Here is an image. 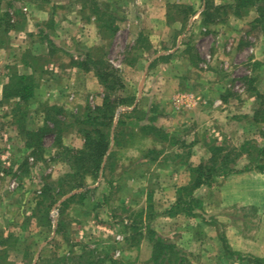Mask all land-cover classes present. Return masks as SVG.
I'll use <instances>...</instances> for the list:
<instances>
[{
    "label": "rangeland",
    "instance_id": "rangeland-1",
    "mask_svg": "<svg viewBox=\"0 0 264 264\" xmlns=\"http://www.w3.org/2000/svg\"><path fill=\"white\" fill-rule=\"evenodd\" d=\"M97 1L108 13L107 19L110 21L114 20L115 25L119 29L117 34L111 39H103L99 35L97 23L92 15L91 4H85L84 0H50L49 2L46 0H0V203H3V208H5L6 201L7 204L14 202L15 205H18L16 209L18 210L16 213L18 217L16 219H14V214L11 217L5 213V210H0V213L2 212L3 214L2 218L8 222L6 225H4V222L0 226V235H13L12 240L7 244V248L10 251L5 264H29L30 262L34 264L37 260L38 252L43 245L45 248L41 252L42 258L37 261V264H79L76 256L86 251L94 252L95 258H99L106 262L105 264H109L111 259H115L114 249L117 245L113 241L112 234L104 231L102 227L110 228L112 227V222L116 221L128 222L126 225L127 231L125 225L120 230L125 235L127 232L131 237L135 235L131 227L138 226L141 228L140 232H142L143 238L137 237L136 239L138 241L140 239V242L146 239V246L148 248L152 247L148 245H151L149 241L151 235L147 226L152 228L154 225L153 223H151V226L149 224L146 225L149 222L146 221L150 217L152 220L155 219L157 214L155 207L156 193L150 194L149 192L144 194L143 200L139 203V208L137 209L117 205V191L123 187L120 183L121 176L125 179L127 177L124 175L132 172L137 173L138 170V167L134 164L128 165L123 163L121 166V162L118 161L120 156L118 151L113 160L115 170L108 173L105 181H103V187L104 189L108 188V193L100 197L99 204L103 206L95 212L93 219L88 221L87 218L71 210L70 213L66 212L63 217L59 215L55 224H58L61 234L50 239L51 229L45 226V221H43L45 213L42 212L44 210L39 214L35 212L43 187L50 185L56 190V195L59 190L58 180L71 170L59 158V151L55 146L54 135L45 137L44 154L42 156H33L32 152L25 148L26 139L21 128L28 130L41 128L45 123L46 112L51 106L64 110L61 116L66 119V126H70L69 124L74 122L76 115L81 114L87 108H95L101 103L104 89L99 80L94 72L86 71L78 63L87 62L86 60H88L89 55H92L94 59L102 58L107 60L120 72L125 83V89L118 92L120 96L129 97L130 94L140 93L141 91L144 94H151V91L148 92L141 89V83L144 82L142 78L143 73L146 71L144 70L145 68L139 63L138 70L133 71L123 64L124 61L127 64H134L137 60L139 62L144 61L149 55V53H144V50L139 51L135 49L138 45V43L133 42L136 32L134 28L129 30L128 27H124L123 23L127 18H134L133 16L137 15L138 12L148 16L151 10H153L155 0ZM214 1L215 4L227 7V15L225 14L226 10L223 11L222 15L225 18L224 21L228 22L231 18L229 14H232V10L228 7L235 4V0ZM258 5L264 6V0H259ZM253 10L251 9V11ZM251 11L246 15V18L251 17L254 20L258 12L252 14L250 13ZM173 12L174 14H178L177 10ZM182 18L179 15L176 18L177 21L171 22L175 30L171 41L173 38L175 39L174 42L179 39V30L183 25ZM148 20L151 19L148 18ZM249 28L248 31L250 30L251 34L261 37L264 31V24L253 25V27ZM246 29L244 27V32H247L245 31ZM237 35L234 34L235 40L238 43V47L235 50V58H238L237 61L241 63L245 59V55L242 57V54L251 42L245 40V37L242 35ZM139 39L140 37L137 41L145 49L147 43L142 38ZM190 40H194V38ZM51 42L56 44V49L51 48ZM254 42L252 41V43ZM26 64L28 68L25 66ZM193 69L185 70V76L189 82H185L184 85H189L188 90L197 93L195 89L198 90L203 85L196 86L195 80L192 81L189 78V76L198 75L197 71ZM250 70L253 72L251 77L247 79L245 74L246 69L244 70L242 67L233 65L227 72L224 67L220 68V65H218L215 70L217 74V81L215 83H223L225 77V79H230L234 86L245 87L250 95L256 92L264 93V70L258 62L252 63ZM31 72L35 74L36 96L28 107L25 106L23 108L24 114L20 111L19 115V107L17 108L15 104L16 100H5L4 87L10 82L12 83L10 81L12 79L11 76ZM161 72L160 68L152 70V76L153 74L156 76L150 79L148 90H154L161 84L160 81H157V75H160ZM152 82H154V86ZM226 82H229V80H226ZM175 85L171 84L170 89L174 88ZM159 90L161 89H157L156 91ZM228 94V98L235 103H245L242 96L233 90L229 91ZM73 95H76L74 101L72 100ZM170 98L168 100H171ZM153 100L155 99L151 95L150 97L144 96L141 104L146 107L156 106L159 111L151 116H160L161 112H163L161 108L162 103L158 101L153 102ZM246 102L248 103V101ZM128 108L124 106L119 109L115 121L116 125L121 114L128 111ZM137 116L140 117L142 114H138ZM242 116L244 115L237 113L234 115V118H238L239 123H245V118L241 119ZM164 117V119H159L158 123L167 125V122L168 124L170 122V125H167V127L164 125L165 127H163L170 135V139L168 143L159 145V148L162 149L152 151L150 153L151 157L156 159L163 151L169 161L172 162L175 158L174 162L178 161V159L185 162L193 154L192 147L188 142L197 137L194 134L195 128H192L193 125L190 123L177 125L178 123L176 124L175 122L174 125V120L170 115L164 114ZM122 119L126 122V126H122L116 129V131L114 128V132L122 143V149L129 148L127 152L133 151L137 153L136 149L132 150L135 146L131 147L129 141L131 137L141 135V133L137 128H130L128 124L132 122L131 118L124 116ZM77 129L78 127L66 129L67 131L63 139V143L66 146L70 148L83 147L84 138L79 134ZM206 142H208L207 150L209 152L212 145H217L210 143L207 139ZM247 142H252L258 148H264V124L250 126V128H246V132L244 133L239 130L236 133L233 132V137L219 146H236L237 148H241ZM251 151L254 153L255 158L260 157L259 150L252 149ZM248 164L249 158L244 156L239 160L237 169L243 170ZM117 168H119L118 173H115ZM140 168L142 169V167ZM16 169L18 170L16 172L17 175L14 176ZM127 170L128 172H126ZM251 172L260 173L256 170ZM11 177L13 182L17 180L14 188H11L12 181L9 180ZM127 181L131 183L129 179ZM129 183L127 184L129 185ZM10 190L15 191L11 192ZM127 195V200H130L131 196L135 198V194L127 193ZM147 197L152 198L149 200V205L150 201L153 205L152 210H146L142 207L146 206ZM59 204L60 202L54 206L52 212H55L54 210L57 207L60 210ZM143 211H145V214H142ZM52 212L51 219L55 222L54 216L57 217L58 213H53V216ZM60 217L61 222L59 221ZM8 220L15 221L11 224V221ZM46 239L48 240L46 241ZM45 241L46 245L43 244ZM130 243H136L135 239Z\"/></svg>",
    "mask_w": 264,
    "mask_h": 264
},
{
    "label": "crops",
    "instance_id": "crops-1",
    "mask_svg": "<svg viewBox=\"0 0 264 264\" xmlns=\"http://www.w3.org/2000/svg\"><path fill=\"white\" fill-rule=\"evenodd\" d=\"M174 4L192 6L194 13L181 26L179 39L174 42L175 39L173 38L172 42L171 38L175 30L169 21V6ZM205 7L206 0H155L153 10L148 16L138 12L137 15L133 16L134 18H127L123 23V26L128 27L129 30L134 28L136 36L133 42L137 43V39L143 34L153 47L144 61L139 62L137 60L134 64H127L125 61L123 63L124 66L133 71L138 70L140 63L146 70L143 73L142 80L144 82L141 83V89L151 91V94H144L142 91L134 93L136 95L135 105L128 110L132 111L139 106V109L148 114L147 121L143 122L142 125L151 124L148 118L152 114L155 115L159 110L156 106L146 107L141 104L144 96L150 97L151 95L155 99L153 102L162 103V114L155 116L157 127H165L166 124L161 125L158 120L164 119V114H166L174 120V125L175 122L178 123L177 125L192 124V128H195L194 134L197 137L188 142L192 147L193 154L185 162L181 159L174 162L175 158L171 162L168 157H165L166 154L163 151L158 158H152L150 153L155 149H162L159 148V145L164 144L152 136L141 134L130 138L129 145L135 146L132 150L136 149L137 153L127 152L129 148H116L120 153L118 161L121 162V166L126 163L138 167L137 173L126 174L124 175L127 177L125 179L121 176L120 183L123 187L117 191V205L137 209L144 194L155 192L157 214L152 221H146L148 222L146 225L151 226L153 223L152 228L158 236L175 244L187 256L189 264H264V173L242 172L220 177L213 186H204L195 192V196L202 201L203 206L195 212L193 217L183 213L177 215L170 213L177 201L178 189L190 181V168L200 165L211 157L209 150H207L208 142L206 139L210 143L220 145L231 139L233 132L236 133L239 130L244 133L246 128L258 126L253 120L257 106L256 98L250 95L245 87L236 84L234 86L230 79H225V77L223 83H215L217 81L215 70L218 65L220 68L224 67L227 72L233 65L242 67L244 70L246 69L247 79L251 77L253 72L250 70L252 63L258 62L264 70V31L261 37L251 34L250 30L248 31L249 27H253L258 15L253 20L251 17L246 18V15L239 18L232 13L229 14L231 18L228 22L221 21L207 25L203 19ZM253 9V11L250 10V13L258 12L256 8ZM244 27L247 28L245 30L247 32H244ZM234 34L242 35L245 40L251 42V44L247 42L249 46L242 54V57L245 55V59L241 63L237 61L238 58H235L238 43ZM191 38L194 40H190ZM253 40L254 43H252ZM189 43L192 44L197 54L194 62L187 54ZM154 68H160L162 71L160 75H157V81H160L161 84L154 90H148L150 79L156 76L155 74L152 76ZM191 68H194L193 70L197 71L198 75L189 76V78L192 81L195 80L196 86L203 85L198 90L195 89L197 93L189 91V85H184L185 82H189L185 76V70ZM89 72L92 73L93 71ZM226 80H229L230 83ZM152 84L154 86V82ZM171 84L176 85L170 89ZM157 89L161 90L156 91ZM232 90L241 95L245 103L238 104L228 98V93ZM74 98L76 99V95L72 96L73 101ZM103 99L104 94L98 106L102 105ZM237 113L244 115L241 119L244 117L245 123H239V119L234 118ZM167 125H170V122L169 124L167 122ZM174 128L176 127L174 126ZM118 169L115 173H118ZM17 171L16 169L14 176L17 175ZM127 179L131 180V183ZM9 180L13 184L17 182V180L13 182L12 177ZM103 181H105L103 175L98 180L88 179L87 189L74 191L65 196L60 201V207L72 196L90 190L83 203L71 204L61 217L65 216L66 212L70 213L71 210L87 218L88 221L93 219L95 212L103 206L99 204L100 197L108 193V188L104 189L103 187ZM12 183L11 188H14L16 185L13 186ZM127 183L131 186L129 187ZM10 191L14 192L15 190ZM90 193L92 194L89 195ZM127 193L135 194V198L131 196L130 200H127ZM150 199L152 198L147 197L146 206H142L146 210L149 207ZM6 202L5 208H3V203H0L2 207L0 210H5L8 216L14 214V219H16L18 217L16 214L18 205H15L14 202H10V204ZM150 205L153 207L152 204ZM57 209L54 210L58 213L57 217L53 214L55 212H52L55 222L51 227L50 239L61 234L58 224H55L60 215L59 207ZM2 215L1 212L0 226L4 222V225L8 223L6 220L4 221ZM8 221H11L12 224L15 220ZM127 224V221H116L112 222L110 228L102 227L104 231L112 234L113 241L117 245L114 249V260L132 264H151L152 245L148 244L151 247L148 248L146 239L138 244L129 243L130 236L127 232L125 235L121 231L123 225H125V229L127 228ZM46 241L43 244L46 245ZM44 248L43 245L34 264H37V261L42 258L41 252Z\"/></svg>",
    "mask_w": 264,
    "mask_h": 264
},
{
    "label": "trees",
    "instance_id": "trees-1",
    "mask_svg": "<svg viewBox=\"0 0 264 264\" xmlns=\"http://www.w3.org/2000/svg\"><path fill=\"white\" fill-rule=\"evenodd\" d=\"M50 1V0H46ZM85 4L90 3L92 8V15L94 16L99 34L103 39L113 38L117 32L118 27L115 25V21L108 20V13L102 8L101 4L97 0H84ZM259 0H235V4L229 6L232 13L241 18L249 13L253 8L258 11V17L254 22V25L264 24V6L258 5ZM226 6H217L214 0H206L205 11L203 12V19L205 24L224 22L223 11L226 10ZM232 8V9H231ZM174 10H177L178 14H174ZM243 11V12H242ZM194 13L193 7L188 5H171L169 6V21H177V17L182 16V24L184 25L191 15ZM227 15V10L226 13ZM226 17V16H225ZM143 39L147 43L146 48H142L140 42L137 41V50H144V53H150L153 50L150 42L143 34L140 39ZM139 39V40H140ZM140 45V46H139ZM56 44L51 42V48L56 49ZM143 53V51H142ZM195 49L192 44H188L187 54L190 55L192 62L197 58ZM87 62L78 63L80 67H83L86 71H93L99 80L101 86L104 89V99L102 105L95 108H87L74 118V122L66 126V119L62 118L64 110L55 106L50 107L46 112L45 123L41 128L35 130H28L19 127L24 133L26 143L25 148L32 152L33 156H42L44 154V140L49 135H54L55 146L58 149L59 158L62 162H65L70 167V172L60 178L57 182L59 190L57 191L50 185L43 187L37 202L35 212L39 214L45 213V226L53 227V221L51 219V212L55 205L58 204L65 196L71 194L74 191L81 189H87L88 179L98 180L102 175L107 177L108 173L114 172L113 160L116 157V148H122L121 141L114 132L120 127L126 126V122L122 117L127 116L131 118L132 122L128 125L130 128H137L139 132L144 136H152L154 139L161 143H168L170 135L164 128L157 127L155 125L156 117H149L151 124L142 125L147 121L148 114L137 106L132 111H126L119 117L118 124H115L118 111L121 107H133L136 101V95L130 94L129 97H123L118 94L120 90L125 89V83L118 70H116L107 60L102 58H95L92 55L88 56ZM27 68V64L25 65ZM30 68V67H29ZM34 73L15 74L11 76L12 83L6 84L4 87V97L6 101L16 100V107H19L23 112V108L28 107L31 101L36 96L35 77ZM11 84L13 85L11 87ZM253 95L257 100V108L253 115L254 123L262 125L264 124V93L256 92ZM26 111V110H25ZM54 112V114H53ZM142 114V116H137ZM54 115V116H53ZM71 127H78L77 131L84 138V144L82 148H70L63 143L64 135ZM67 129V130H66ZM252 149L259 150L260 157L255 158ZM211 157L208 161L201 163L196 167L190 168V181L188 184L180 187L177 191V201L170 211L171 214L177 215L180 213L193 217L195 212L202 208L203 203L195 196V192L204 187H211L215 184L218 178L226 177L232 174H238L242 172L259 171L264 173V148H258L254 146L252 142H247L237 148L236 146H219L212 145L210 147ZM247 156L249 158V164L243 169L238 170L237 164L241 158ZM27 161V160H26ZM55 190V191H54ZM90 190H86L83 193L76 194L63 202L60 207V215L64 214L66 208L71 204L83 203ZM54 194V195H53ZM151 204V203H150ZM148 209L152 210V206L149 205ZM35 214V215H37ZM145 214V211L142 212ZM152 218H148L147 221H151ZM61 222V221H60ZM150 233V243L153 248V254L151 258V264H189L187 256L173 243L166 241L162 237L158 236L157 232L147 226ZM134 232V237L130 236L128 242L130 243L135 239L136 243L140 242L136 239L142 237L141 228L138 226L131 227ZM60 231V230H59ZM13 235H0V264L7 262V256H9L8 243L12 240ZM12 247V246H11ZM12 250V249H11ZM240 257V256H239ZM79 260V264H105L103 260L95 258L94 252H83L81 255L76 256ZM259 261V260H256ZM258 263V262H257ZM31 264V262L29 263ZM109 264H132L126 261H119L111 259Z\"/></svg>",
    "mask_w": 264,
    "mask_h": 264
},
{
    "label": "built area",
    "instance_id": "built-area-1",
    "mask_svg": "<svg viewBox=\"0 0 264 264\" xmlns=\"http://www.w3.org/2000/svg\"><path fill=\"white\" fill-rule=\"evenodd\" d=\"M252 40V39H251ZM254 41V40H253ZM208 61H210V58H208ZM16 184H13V186H15ZM55 212H57V211H55Z\"/></svg>",
    "mask_w": 264,
    "mask_h": 264
}]
</instances>
